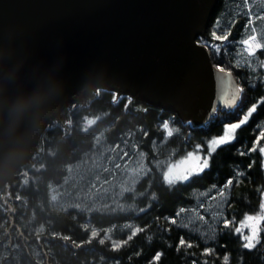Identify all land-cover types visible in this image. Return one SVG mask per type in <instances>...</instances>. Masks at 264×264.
<instances>
[{"label":"trees","instance_id":"16d2710c","mask_svg":"<svg viewBox=\"0 0 264 264\" xmlns=\"http://www.w3.org/2000/svg\"><path fill=\"white\" fill-rule=\"evenodd\" d=\"M230 1H215L202 35L210 40L217 21L218 34L230 29L227 40L231 42L219 45L218 52L211 48L208 52L211 63L228 69L241 87L237 103L232 108L218 104L206 123L190 125L176 111L138 95L116 94L105 87L75 93L72 101L54 110L30 156L14 172L15 183L0 186V264H149L157 250L163 257L153 264H224L225 252L230 255L228 264H241V260L242 264H264L261 240L254 249H243L240 234L234 231L245 214H262V159L258 151L248 153L247 149L264 130V102L237 130L236 138L220 146L208 157V166L188 180L169 182L154 164L175 160L196 150V144L201 145L200 153L207 154V141L222 134L223 124L238 120L264 96V68L240 64L233 56L243 37L245 18L232 11L229 15ZM165 120L172 129L169 136ZM118 144L138 149L150 166L127 194L134 204L131 210L107 213L55 202L52 188L61 183L68 165L102 145ZM263 145L264 137L258 147ZM238 171L244 175L237 176ZM230 177L233 182L221 213L231 221L229 227L218 222L208 236L181 220L180 209L192 207L198 191L226 186ZM261 226L260 221L259 230ZM181 236L193 247L177 249ZM204 247L213 251L204 254Z\"/></svg>","mask_w":264,"mask_h":264},{"label":"water","instance_id":"95a60500","mask_svg":"<svg viewBox=\"0 0 264 264\" xmlns=\"http://www.w3.org/2000/svg\"><path fill=\"white\" fill-rule=\"evenodd\" d=\"M215 1L0 0V186L15 183L54 110L80 90L106 87L209 120L224 104L215 83L204 89L213 64L192 36ZM189 91L187 104L179 96Z\"/></svg>","mask_w":264,"mask_h":264},{"label":"rangeland","instance_id":"374dc122","mask_svg":"<svg viewBox=\"0 0 264 264\" xmlns=\"http://www.w3.org/2000/svg\"><path fill=\"white\" fill-rule=\"evenodd\" d=\"M230 2L229 15L233 13V15L238 16L240 14L245 18L240 30L243 34L242 38H244L250 34V29L244 27L247 22L244 0H231ZM249 3L252 4L254 26L261 40H264V19L259 18L262 10H264V0H249ZM230 42V40L215 41L218 46ZM234 49L233 56L238 63L254 68L261 65L264 68V49L258 50L251 59L244 53L242 45L237 43ZM213 83H215L214 80L207 81L204 89H209ZM188 94L192 96L191 91H189V93L179 97L186 100L187 104L192 103V101L194 103L195 97L192 98ZM212 106L215 104L212 103ZM179 112L182 121L190 125H201L208 120V115L199 114L196 110H180ZM165 133L166 136H169L172 129L165 128ZM190 152H197V150L188 151L175 160L168 158L157 160L154 164L162 170L167 181L173 182L178 179L186 181L193 171H198L207 163L206 160L203 162V157L207 154L197 152L201 156L199 161L194 160ZM149 168L144 154L135 147L125 144L102 145L80 161L68 165L66 175L61 183L53 186L52 195L55 202L63 207L107 213L128 212L134 207V204L128 199L127 194L134 191L135 185L148 172ZM229 186L230 184L198 191L195 204L184 209L183 212L179 211L181 220L190 227H197L203 235H210L219 224L218 222L223 223L224 217L221 213L225 210ZM222 190L223 195H221Z\"/></svg>","mask_w":264,"mask_h":264},{"label":"snow or ice","instance_id":"6c2138e0","mask_svg":"<svg viewBox=\"0 0 264 264\" xmlns=\"http://www.w3.org/2000/svg\"><path fill=\"white\" fill-rule=\"evenodd\" d=\"M251 8L252 4L249 3V0H244V9L247 10V22L244 27L246 29H250V34L237 42L239 45L243 46V51L247 54V57L249 59H251L257 53L258 50L264 49V40H261L260 35L258 34L256 27L254 26V14L252 13ZM259 18L264 19V10H262V14ZM232 23H235V21H232ZM217 26L218 21L217 25H214L213 30L209 34L210 40L202 34L197 35L194 33L192 36V44L194 48H199L200 50H206L211 48L218 52L220 48L215 43V41H226L230 35V29L223 31L222 34H218L216 30ZM208 75L210 80H214L215 82L217 98L224 104L225 107H233L240 99L242 89L239 85L233 82L230 71L225 67H222L221 64L217 63L214 67L209 65ZM262 102H264V96H262L259 100L253 103L250 107H248L247 111L244 112V114L238 120H236L235 122L223 124L222 134L213 135L211 139L207 141V155L203 157V162L206 160L207 163L203 168H200L198 171H193L192 174L203 171V169L208 166V157H210L211 154L215 153L220 146L227 145L236 138L237 130L240 129L242 125L246 124L251 115L256 111L258 105ZM212 111L214 112L215 108H213ZM163 126L164 128L170 129L169 121L165 120ZM262 137H264V130H262L260 134L257 135L256 138L251 142V147L247 149L248 153L258 151L261 157L264 158V146L258 147V142L261 140ZM195 149L197 150V152H199L201 150V145L196 144ZM197 152H190V155L194 160L200 161L201 156L198 155ZM238 154L243 156L245 155V152H238ZM247 167L251 169L252 164L249 163ZM262 167H264V164H262ZM236 175L242 176L244 175V173L238 171ZM232 182V178L230 177L226 181V186L228 184H231ZM221 195H223V190L221 191ZM259 208L262 213L261 215L245 214L244 218L240 220L239 225L234 229L235 233L240 234V240L243 242V249L252 250L256 247L257 243L259 242V230L257 226L260 221H264V194L261 195ZM180 211L183 212L184 209L181 208ZM230 223L231 221L228 219L223 220V225L225 228L229 227ZM244 227L249 229L248 234H244ZM181 246L192 248L193 244L190 241H186L185 238L181 236L176 244V248L179 249ZM212 251L213 249L209 247L203 248L204 254H209ZM162 257V251H155L154 255H152L151 257V261L149 262V264H153V262L160 261ZM229 259V253L225 252V254L223 255L224 264H228Z\"/></svg>","mask_w":264,"mask_h":264},{"label":"flooded vegetation","instance_id":"af4514ba","mask_svg":"<svg viewBox=\"0 0 264 264\" xmlns=\"http://www.w3.org/2000/svg\"><path fill=\"white\" fill-rule=\"evenodd\" d=\"M203 32V31H202ZM202 34V33H201ZM261 159H262V161H261V163L262 164H264V158H262L261 157ZM262 175H263V184L261 185V189H260V195H262V194H264V167H263V173H262ZM249 215H252L251 213H249ZM262 222V226H261V228H260V230H259V239L261 240V242L264 244V221H261ZM244 232H245V234H248V232H249V229L248 228H246V227H244Z\"/></svg>","mask_w":264,"mask_h":264},{"label":"clouds","instance_id":"9594fccd","mask_svg":"<svg viewBox=\"0 0 264 264\" xmlns=\"http://www.w3.org/2000/svg\"><path fill=\"white\" fill-rule=\"evenodd\" d=\"M45 96H46L45 93H38L35 97L30 98L29 100L26 101H22L19 107L22 110L24 107L27 106V104L33 102L34 100H43Z\"/></svg>","mask_w":264,"mask_h":264}]
</instances>
